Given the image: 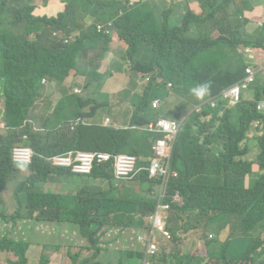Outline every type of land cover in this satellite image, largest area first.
<instances>
[{"label":"trees","instance_id":"trees-1","mask_svg":"<svg viewBox=\"0 0 264 264\" xmlns=\"http://www.w3.org/2000/svg\"><path fill=\"white\" fill-rule=\"evenodd\" d=\"M61 1L65 4L64 13L54 18H39L32 15L34 0H0V102L3 103L0 119L4 123V133H0L3 165L0 181L3 185L14 181V175L19 172L12 164V149L19 144L29 146L34 153L32 164L28 166L30 176L15 188L22 189L19 195L25 210L38 214L36 222L65 223L77 228L81 238L87 241L85 252H91L92 256L69 255L73 264H121L118 257L114 263L101 259L97 232H106L105 227L141 232L144 218L155 209L160 181L149 179L143 170L133 180L117 184L111 163L94 165L89 175L79 176L53 167L47 159L78 151L126 153L139 159L135 167L145 168L147 159L152 156L153 144L164 137L144 128L158 117L181 119L189 106L197 103L191 89L207 82L211 88L206 96L218 99L219 103L215 108L204 106L200 115L191 114L180 125L169 162V169L176 177L168 179L164 199L171 205L166 225L171 238L164 239L169 242L166 248H170V252L160 247L151 262L264 264V111L256 105L264 93L260 92V89L264 91V82L256 84L255 92L251 93V87L242 79L248 61L244 48L264 49V27L255 33L248 29L251 21L264 22V7L253 16L252 0H198L201 14L197 16L187 9L178 26L171 24L168 12L157 16L147 2ZM223 11L227 15L216 22V15ZM243 12L247 18L240 17L239 13ZM86 17H93L96 24L106 26L113 22L124 31L131 30L128 45L132 53L150 41L149 46L140 50L148 61L146 68L134 66L131 70L134 74L152 73L142 94L132 101L135 110L127 129L96 123L105 112L101 97L90 100L78 94L74 86L72 93L67 94L61 84L71 71L78 73L75 66L84 48L94 52L90 61V84L104 81L97 73L103 55L102 33L96 28L82 32L77 22ZM9 18L12 25H7ZM217 28L221 35L229 38H213ZM74 31L80 33L75 40H70ZM185 70L188 75L182 73ZM44 79L58 83L55 95L62 96L55 110L61 108L62 101L67 106L68 119L61 124L77 119L89 123L75 125L76 133L62 130L56 134L53 128L59 124L60 117L53 114L43 124V129L50 130L45 137L42 131L32 130L30 114L50 107L52 101L41 85ZM169 83L172 88L167 89ZM233 85L240 89V102L229 108L223 95L225 89ZM85 91L81 89V93ZM169 98L176 99L178 105L170 104ZM154 99H160L161 109H152ZM207 115L211 116L210 120L202 122L200 116ZM254 122L261 125L257 130L262 133L261 137H255V149L247 137ZM89 129L92 135L99 137H91V143L80 137ZM23 136L27 139L23 140ZM105 140L112 144V149ZM99 146L105 151L98 150ZM52 183L61 184L62 191L49 192L46 185ZM67 183L72 185L69 192H66ZM173 197L181 198L182 205L171 203ZM17 222H21L17 212L13 215L0 212L3 232L0 233V251L15 256L16 261L9 260L7 264H31L26 257L25 243L34 241L24 238L23 228L17 233L18 237L13 238L12 230ZM227 225L240 229L242 235L235 241L239 248L233 246L229 255L228 240L216 241L215 235L208 238L211 233H222ZM7 226L11 227L10 231ZM198 228L204 231L198 236L205 237L207 258L193 256L184 249L183 237ZM39 249L37 245L38 258ZM122 251L126 263H139L142 257L140 253ZM46 263L41 256L40 264Z\"/></svg>","mask_w":264,"mask_h":264},{"label":"rangeland","instance_id":"rangeland-1","mask_svg":"<svg viewBox=\"0 0 264 264\" xmlns=\"http://www.w3.org/2000/svg\"><path fill=\"white\" fill-rule=\"evenodd\" d=\"M131 2L133 1H137V0H130ZM192 7L194 9H196L197 11H199V3L198 0H190ZM252 2V8L256 7V5L253 4ZM260 8V6H259ZM256 9L253 13V16L256 13H260V9ZM66 10V9H65ZM65 10L61 13L58 14V16L62 13L65 12ZM155 11V8H154ZM162 10H158L157 13H160ZM77 14V12H76ZM241 18H247V14L246 12L243 13H239ZM227 14L223 11L219 14L216 15L215 17V21L219 22L220 20H222ZM11 18H9L7 25H12V22L10 20ZM251 25H249L250 28H253V33H255L258 29V23L257 21H251ZM77 24L80 26L81 31L82 32H86L89 28H97L98 25H100L101 27V33H102V41L100 42V50L103 53L102 57H101V62H105L109 68V70H107L106 72L103 71V69H101L100 71H97L98 74L102 75V78L104 79V82L102 83V85L100 86V82H98V84L95 86V91L90 93L88 95L89 99H94V98H98L99 95L104 94V93H116V92H124L126 94H130V95H141L143 92V88L145 85V82L147 81V79L150 77L152 72H145V73H138V75L135 77V79H131V75L128 74L127 77L123 80V81H112L110 79V77H114L113 73L114 70L117 69H123V70H132V67L136 66V67H145L146 68V64L148 63L147 60L144 59V57L140 54V50L146 46H149V42L145 43L143 46H140L138 48V50L135 53H132L131 48L128 45V41L130 39H132L130 37V32L131 30L128 31H124L122 29H120L116 24H114L113 22H109L106 27L104 23H98L96 24L94 21L93 17H86L85 19H81L80 21L77 22ZM79 31H74L71 34V37H73V39L75 40V38L79 35ZM223 37L225 39H228L229 36L228 35H221L220 30L217 28L215 30V32L213 33V38H220ZM119 52H122V57L121 58H116L115 55L112 54H117ZM264 64V61L257 66H252L253 68L257 69L259 68V66H262ZM204 68H201V70H203ZM110 72V73H109ZM92 73V71H91ZM90 74H88L86 77L81 78L75 75H67V78L63 79V82L61 83L67 90V94L72 93V87L74 82H79L82 81L83 85L82 88L85 87V85L90 81ZM182 73L185 74H189V72L187 70L183 71ZM98 78V77H96ZM257 78L264 80V75L262 74H258ZM72 79H74V81H72ZM130 83H134L136 85L135 89H131L129 87L128 84ZM41 85H44L45 89L48 90L49 95L52 97L55 94V90L56 87L58 86V83L56 82H52L49 79H44L41 82ZM78 91V90H77ZM249 91L252 93L254 91V87L249 88ZM63 100V99H62ZM61 101V98H53L52 97V101L50 103V108L52 109L53 114H55L56 116H59V120H58V125L54 126L53 128V132L58 134L60 133L62 130H65L67 132L70 133H76L77 129L75 128V125L78 124H88L89 121L88 120H82V119H77L75 120L73 123L72 122H66L64 124L63 123L66 119H68V115H67V106L65 104L64 101H62V106L61 108L56 109L57 107V103ZM174 99H170V102H174ZM0 107H3V105L1 104ZM104 115V113H103ZM100 122L102 123V116L99 118V125ZM33 126H34V122H33ZM101 126L104 127L103 124H101ZM50 132L49 129L45 128L42 130V135L45 137L48 133ZM93 131L91 129H89V131L86 134H81V140L87 143H91L90 142V138L94 137V138H99L96 135H92ZM257 138L262 136V133H258L255 135ZM76 138L75 137V141L73 144H75L76 142ZM106 141V140H105ZM106 143L109 145L110 149H112V144L110 142ZM178 144V142H177ZM179 147V145H178ZM101 151H105L101 146H99ZM180 148V147H179ZM109 149V150H110ZM61 186L59 185H54L52 186V188H46L47 190H49V192H53V193H57V192H61L62 190L60 189ZM66 192H69L72 189V185L71 183H67L66 185ZM74 199H76V196L74 197ZM178 206L181 205V201L178 200ZM153 199H150V203L153 204ZM234 219V218H232ZM39 227L42 224V222H38ZM25 227V229L27 231L31 230V227L28 225H24V224H17L12 232H13V238L16 239L17 238V233L23 228ZM106 228V232L103 233V231H99L97 232V236L100 237V245L99 248L101 249V254L103 256V260L105 262H115L117 257L119 259V262L121 264H132V262L126 263L123 260V251L120 248L119 245V238L120 236H114L112 235V230L113 228H109V227H105ZM11 227L7 226V231H10ZM68 233H66V238H59V239H55L54 242L58 245V251H45L42 252L41 256L44 255L47 259L48 262L51 261L54 264H73V260L69 257V255H75L76 253H81L82 255H84V257L87 256H92L91 252H85V246L87 245V241L83 238H81L78 234V231L75 227H68ZM0 233H3L0 229ZM103 233V234H102ZM130 234V233H129ZM39 235V229H38V233L37 236ZM215 235V240L216 241H226L228 240L230 243V249L228 251L229 255L232 250H233V246L239 248V244L236 243L235 241L237 239L242 238V235L240 234V229H233L231 227V225H227L226 228L223 230L222 233L219 234H212L210 237H213ZM31 235L29 233H26L24 235L25 239L29 238ZM69 236L71 237V239H69ZM135 235L134 234H130L128 238H132L131 240H129L131 246V249H134L135 251L141 253L143 251L142 246L139 243H135L134 238ZM35 239V238H34ZM154 241L156 243H158L162 248H166L169 245V242L164 241L161 239L160 235H155L154 236ZM161 243V244H160ZM26 257L30 259L31 264H40V258L41 256H39L38 258V253L36 251L37 248V244L36 241L33 242V244L26 242ZM169 251V250H168ZM167 251V252H168ZM52 253V255H51ZM118 253V254H117ZM16 261L15 256L13 255V253L11 252H2L0 251V264H7V261ZM228 260V259H227Z\"/></svg>","mask_w":264,"mask_h":264},{"label":"crops","instance_id":"crops-1","mask_svg":"<svg viewBox=\"0 0 264 264\" xmlns=\"http://www.w3.org/2000/svg\"><path fill=\"white\" fill-rule=\"evenodd\" d=\"M128 1L129 4L146 3V2L149 3L153 8H155V14L157 16L160 15L162 12L166 11L170 16L171 24L178 26L181 24L182 18L184 17L187 9L192 11L195 15L201 14L200 5H199V11H197L192 7L190 0H172L171 3H167L165 0L163 1L137 0L133 2H131L130 0ZM252 1L254 5L257 4V6L254 7V10L258 9L259 6L261 8L264 7V0H252ZM64 10H65V4L61 0H48L45 4H43L41 1L36 0L33 14L38 17H56L58 16L59 13L63 12ZM158 10H162V11L160 13H157ZM259 22L261 23L263 21L260 19L257 21V23ZM251 24L252 23H250L249 25ZM259 28L260 27L258 26V29ZM248 29L251 33H253V28H250L248 26ZM81 52H83V55L75 66V69L78 71V73H76L75 71H71L69 74L84 78L91 73L90 61L94 56V52L89 51L87 48H84ZM112 55H115L116 58H121L123 54L122 52H119L117 54H112ZM244 55L246 58H248L249 62L252 64H259L262 61H264V50L262 49H249V52L244 53ZM101 69H103V71L105 72L109 70L105 62H100V68L98 71H100ZM119 70H122L123 73H117V71ZM128 74L131 75V79H135V77L138 75V73L134 74L131 70L117 69L114 70L113 73L114 77H110V79L112 81H123ZM73 80L74 79H72V81ZM80 82L82 81L74 82L73 86L77 88L80 87L82 88L83 82L81 84ZM90 82L91 80L85 85V87H83L86 89L85 93H83V96L86 98H89L88 95L95 91V86L98 84V82H93L91 84ZM103 82L104 81L100 83V86L102 85ZM128 85L131 89L136 88V85L134 83H130ZM42 87L45 88L44 85H42ZM45 93L47 96L51 97L47 89H45ZM99 96L101 97V100L104 102L105 112L104 115L102 114L98 117L96 123H99V118L102 116V123L108 119V123L111 126L119 129L126 128L129 125V119L134 110V107L132 106V101L135 97L139 98V95H130L124 92H116V93H104ZM52 97L60 98L57 97L55 94ZM1 104L3 105L2 102H0V105ZM2 108L3 107H0V110ZM40 110L41 111L39 112L31 113L29 119V121L32 122V126L34 122V127H32V130L34 129L36 132L42 131L44 122L49 117L53 116L52 109L49 106ZM2 124H3L2 120L0 119V125ZM0 133L1 134L4 133V128L0 129ZM255 135L256 133L254 131H251L248 135V138L250 140L249 144L253 149L256 148ZM2 168L3 165L0 161V170H2ZM17 170L19 172H17L14 175L15 180L9 182L7 186H4L3 183L0 181V212L6 211L10 215H13L15 212H17L20 215L21 222H17V224L21 223L31 227L30 231H27L25 227H23V231H24L23 236L26 233H29L31 236L27 238V240L36 241L37 245L40 246L39 250L41 254L43 251L57 252L58 245L54 242V240L59 238L61 239L63 237L66 238L65 234L68 233L67 231L68 228L65 225H55L52 223H42L39 227L40 223L35 221V218L37 217L38 214L37 213L33 214L30 211H26L24 208V204L21 203L22 198L19 195V193L22 192V189L15 190V188H17L22 182L25 181V179L28 176H30V171H28V166L18 167ZM54 185L61 186V184L52 183V184H47L46 188H52V186ZM26 186L23 188H26ZM38 229H39V235L37 236ZM129 233L135 235V233H133L132 230L127 228L112 230V235L120 236L118 240L120 248L122 250L125 249L129 252L131 251L134 252L135 250L130 248L131 244L129 240H131L132 238H128L130 235ZM200 233H202V229L200 228L193 229L188 235H185L183 237V245H184V249L187 252H189L191 255L204 258L207 255V253L205 249L204 239L199 238L198 236ZM69 239H71L70 236ZM133 239L136 243L135 238ZM167 251L170 252V248H167ZM101 259L103 260L102 254H101ZM48 264H54V263L50 261ZM134 264H140V263L136 262Z\"/></svg>","mask_w":264,"mask_h":264},{"label":"built area","instance_id":"built-area-1","mask_svg":"<svg viewBox=\"0 0 264 264\" xmlns=\"http://www.w3.org/2000/svg\"><path fill=\"white\" fill-rule=\"evenodd\" d=\"M260 28L264 27V22L258 23ZM98 32L101 31L100 25L97 26ZM259 28V29H260ZM67 42V41H66ZM249 49L245 48L244 53H248ZM246 84L251 82L250 77V71L246 70V76L243 80ZM239 88H236L234 90L235 93H239ZM2 127V125H0ZM168 137H167V143L165 148L162 147V144L164 143L163 140L157 141L156 145L154 147L155 152L158 155H163L164 157V166L167 171H169V162H170V156L172 147L175 143L177 134H178V128L174 124H170L166 126ZM27 137L24 136L23 140H26ZM68 157L74 162L73 166L71 167V171L76 174H86L89 173L92 169L93 164H102L106 162H112V165L114 167L115 172L120 176H125L133 172L134 165H135V158L129 155H117V156H109L107 154L103 153H84V152H76V153H68ZM33 150L27 146L22 145H16L11 152V160L12 164L16 167H22V166H30L33 160ZM52 166H62L64 164V157L63 156H54L52 158L47 159ZM160 172L162 174V170H160V161L158 158H153L150 166H149V172L151 174H157V172ZM171 176L176 177V173L171 172ZM169 177L168 175H161L159 176L160 182H161V188L159 192V198L157 201V206L155 209V212L150 215L147 219L148 226H146V230L143 229L139 233H135V240L137 243H139L144 251V256L141 259L140 264H152L150 261V258L157 254L158 251V245L154 241V236L156 233L162 235L166 239L170 238V233L166 229V223L169 216V210H170V203H162L161 198L164 197L163 188L164 185ZM182 200L179 197H173L171 199V203H175L178 205L179 201ZM180 205V206H181Z\"/></svg>","mask_w":264,"mask_h":264},{"label":"clouds","instance_id":"clouds-1","mask_svg":"<svg viewBox=\"0 0 264 264\" xmlns=\"http://www.w3.org/2000/svg\"><path fill=\"white\" fill-rule=\"evenodd\" d=\"M35 1L36 0H34V4H33V6L35 5ZM38 1H41V0H38ZM48 1V0H47ZM167 3H171L172 2V0H165ZM42 2V1H41ZM45 4V3H44ZM33 11H34V9H33ZM192 12V11H191ZM193 13V12H192ZM186 14V13H185ZM194 14V13H193ZM32 15L33 16H35L34 14H33V12H32ZM185 16V15H184ZM197 16H199V15H197ZM35 17H38V16H35ZM57 17V16H56ZM39 18H42V17H39ZM47 18H54V17H47ZM184 18V17H183ZM183 18H182V20H183ZM181 23H182V21H181ZM181 25V24H180ZM106 27V26H105ZM98 31V30H97ZM70 40H73V37H71L70 38ZM245 49V48H244ZM248 49H260V48H248ZM262 50H264V49H262ZM245 56V55H244ZM247 60H248V58H247ZM263 62V61H262ZM261 62V63H262ZM261 63H259V64H252V63H250L249 62V60L247 61V63H246V66H245V70H244V77L242 78L243 80H244V78H245V76H246V70H249L250 71V77H251V82H249V83H247V85L248 86H250L251 88L252 87H254V92H255V89H256V84H260V82H264V80H261V79H259V78H257V76H258V74H262V75H264V64L262 65V66H259V68H257V69H255V68H253L252 66H257V65H260ZM43 81V80H42ZM170 88H172V86H171V84L169 83V84H167V89H170ZM210 88H211V85H210V83H201V84H198L196 87H194V88H192L191 89V96H192V98H193V100L194 101H196L197 103L196 104H193V105H190L189 106V108H188V110L183 114V116L181 117V119H179V120H169L168 118H165V117H158L156 120H155V122H153V123H151V124H149L146 128H144L146 131H148V132H151V133H156V134H160V135H162L164 138H160V139H157L156 141H155V143L153 144V146H152V156L151 157H149L148 159H147V162H148V165L145 167V168H141V167H135L136 166V161L137 160H139L136 156H134V155H131V154H126V153H121V154H117V155H129V156H132V157H134L135 158V165H134V169H133V172H131L130 174H128V175H125V176H120V175H118L116 172H115V170H114V167H113V165H112V162H106V163H111V165H112V167H113V178H114V181L118 184V183H121V182H127V181H130V180H133L138 174H139V172H141V171H146L147 172V174H148V178L149 179H153V180H158V181H160V179H159V176H161V175H168L169 174V177H168V179L170 178V176H171V173L169 172L170 171V169H169V171H167L166 169H165V166H164V157H163V155H158L156 152H155V149H154V147H155V145H156V142L157 141H161V140H163V144H162V147L163 148H165V146H166V143H167V137L169 136L168 135V133H167V128H166V126H168V125H170V124H174L175 126H177V128H178V133L180 132V125H181V123L182 122H184V121H186V119L191 115V114H197V115H200L201 114V112H202V108L204 107V106H210L211 108H215L216 106H217V104L219 103V100L218 99H216V98H214V97H207L206 95H208L209 93H210ZM236 88H239L238 86H236V85H233V86H231V87H229V88H227V89H225V93H224V95H223V99L224 100H226L227 101V104L229 105V108H231V107H234L236 104H238L239 102H240V95H239V93H240V91H239V93H235L234 92V90L236 89ZM81 87L80 88H76V92L78 93V94H80V95H82L83 96V93H81ZM78 90V91H77ZM240 90V89H239ZM260 92H264V91H262L261 89H260ZM263 95H262V97L260 98V99H258L257 101H256V105H257V108L259 109V110H262V111H264V93H262ZM170 99H172V98H169L168 99V102L170 103V104H172L173 106H177L178 105V101L176 100V99H174L175 101L174 102H170ZM132 106H133V104H132ZM134 107V106H133ZM151 107H152V109L153 110H159V109H161V107H162V102L160 101V99H154L152 102H151ZM134 110H135V108H134ZM134 110H133V112H134ZM133 112H132V114H133ZM132 114H131V116H130V119H131V117H132ZM210 115H207V116H200V120L202 121V122H208L209 120H210ZM130 119H129V122H130ZM3 123V122H2ZM101 124H103L104 126H110V127H113V126H111L109 123H108V119L105 121V122H103V123H101ZM129 127V125L126 127V128H121V129H127ZM257 127H261V125L258 123V122H254L253 124H252V127H251V130L248 132V134H247V137H248V135H249V133L251 132V131H254L256 134H258V133H261V131H259V130H257ZM1 128H4V123L2 124V127H0V129ZM113 128H115V127H113ZM115 129H119V128H115ZM178 135V134H177ZM24 137V136H23ZM78 152H84V153H89V152H85V151H78ZM68 153H76V152H67L66 153V155L65 156H63L64 157V164L65 165H62V166H53V167H56V168H61V169H66V170H70L71 171V167L73 166V164H74V162L68 157ZM90 153H103V154H107V155H109V156H111V157H113V156H117V155H111L110 153H107V152H90ZM59 156H62V155H59ZM153 158H158L159 159V161H160V170H162V174H160V172L158 171L157 172V174H151L150 172H149V166H150V163H151V161H152V159ZM106 163H102V164H106ZM32 164V163H31ZM30 164V165H31ZM102 164H93V166L94 165H102ZM93 166H92V169H93ZM92 169H91V171H92ZM91 171L89 172V173H86V174H77V175H79V176H87V175H89L90 173H91ZM72 172V171H71ZM73 173V172H72ZM74 174H76V173H74ZM168 179H167V181H168ZM167 181H166V183H165V185H164V188H163V193H164V197H162L161 198V202L162 203H167V202H165L164 201V199L166 198V192H165V187H166V184H167ZM160 188H161V182H160V185H159V187L157 188V201H158V198H159V192H160ZM61 189V188H60ZM75 191V190H74ZM156 206H157V202H156ZM156 206H155V209H156ZM155 209H154V211L150 214V215H152L154 212H155ZM149 215V216H150ZM149 216H147V217H145L144 218V220H145V225H144V228L143 229H145L146 228V226H148L149 224H148V221H147V219H148V217ZM169 217V216H168ZM52 224H55V225H65L67 228L70 226V227H75V226H72V225H69V224H65V223H52ZM166 225H167V223H166ZM76 228V227H75ZM77 229V228H76ZM166 229H167V227H166ZM199 229V228H198ZM200 229H202V228H200ZM78 231V230H77ZM204 231H203V229H202V233H203ZM170 233V232H169ZM79 234V233H78ZM158 233H156L155 235H157ZM158 235H160V234H158ZM212 235V233L211 234H209L208 235V238L209 239H211L212 237H210ZM80 236V235H79ZM81 237V236H80ZM160 237H161V239L162 240H164V239H166L165 237H163L162 235H160ZM170 238H171V234H170ZM169 238V239H170ZM204 239V242H205V237L203 238ZM166 240H168V239H166ZM161 244V243H160ZM157 245H158V250H159V248H160V245L157 243ZM205 249H206V246H205ZM43 252H45V251H43ZM135 253H139V252H137V251H134ZM166 252H167V248H166ZM157 253H158V251H157ZM167 253H169V252H167ZM206 253H207V250H206ZM140 254H142V257H141V259L143 258V256H144V251H142ZM42 256H44V255H42ZM154 256H156V255H154ZM45 257V256H44ZM153 257V256H152ZM204 258H207V255L204 257ZM45 259L47 260V263L46 264H48L49 262H48V259L45 257ZM141 259L139 260V263L141 262ZM150 261H151V258H150ZM152 263V262H151Z\"/></svg>","mask_w":264,"mask_h":264}]
</instances>
